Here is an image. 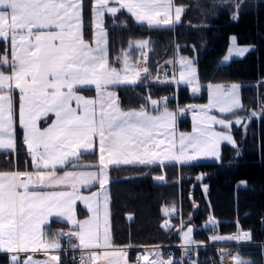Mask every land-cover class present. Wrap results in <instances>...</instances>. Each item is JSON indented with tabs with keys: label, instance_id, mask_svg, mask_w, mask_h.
Here are the masks:
<instances>
[{
	"label": "snow or ice",
	"instance_id": "1",
	"mask_svg": "<svg viewBox=\"0 0 264 264\" xmlns=\"http://www.w3.org/2000/svg\"><path fill=\"white\" fill-rule=\"evenodd\" d=\"M109 3L118 4L119 8L109 7ZM120 9H126L137 22H146L149 27L173 22L172 0H94L93 10L97 17L102 16L105 10L115 15ZM81 10V0H0V38L7 41L10 37L12 45L11 61L6 54L0 58V64L12 68L10 75L0 71V148L13 147L11 93L14 86L20 92L19 117L25 130V143L37 169L35 173H0V251L18 254L39 248L58 249L59 235L64 233L57 234L49 242L42 227L50 216L64 217L78 226L79 231L68 235L77 237L83 249L107 248L110 244L107 231L103 238L100 235L99 206L93 208L91 203L99 193H93L91 197L81 196L78 185L87 186L99 180L103 190L107 182L105 169L110 164L149 165L159 161L163 165L165 160L183 163L200 155L218 156L221 140L233 142L230 135L212 132L208 127L210 122L227 129L231 122L209 117L204 112L199 121L202 126H194L193 135H181L177 154L176 141L170 138L172 134L169 132L175 117L167 109L158 116L149 114L144 108L122 111L115 94L107 91V86L134 84L139 79V72L130 77L109 67L105 33L99 23L96 47L84 42ZM182 11L181 8L175 9L177 21ZM147 46V41L138 44L141 49ZM181 63L190 69V61L182 60ZM125 69L127 71V58ZM184 79L182 72L181 80ZM188 82L192 83V80L189 78ZM91 85L96 88V98L88 99L77 94L78 88ZM220 88L222 86H217ZM237 89V85H232L225 100L210 98L208 105L201 106V111L219 106L221 112H230L240 107ZM157 103L152 101L154 105ZM50 113L55 119L49 127L41 130L37 121ZM6 135L8 139H5ZM96 136L100 144L99 173L65 172L63 176L55 175L57 165L63 166L73 158L78 159L82 150L87 151L93 146ZM41 148L42 151L39 150ZM41 168L53 171H40ZM20 177L27 179L21 180ZM157 179L163 180L164 177ZM29 185H69L72 190L42 194L30 191ZM77 200L88 205L89 211L94 213L93 219L74 220ZM164 211L167 213L168 210ZM94 221L97 222L94 224ZM164 226L167 227V222ZM190 232L191 229L185 236ZM230 238L250 237L242 233ZM111 255L113 253L106 251L92 252L91 259L95 262L102 256ZM11 259L13 264H19L18 255ZM51 259L59 264L58 256L53 255ZM144 259L147 260L146 257ZM234 259L235 264H243L238 258ZM24 264L40 262L29 257ZM151 264L165 262L153 260Z\"/></svg>",
	"mask_w": 264,
	"mask_h": 264
},
{
	"label": "trees",
	"instance_id": "2",
	"mask_svg": "<svg viewBox=\"0 0 264 264\" xmlns=\"http://www.w3.org/2000/svg\"><path fill=\"white\" fill-rule=\"evenodd\" d=\"M182 6L180 19L174 23L149 27L140 23L126 10L115 15L107 13L108 56L114 60L123 52L137 55L136 46H129L137 37H147L150 48L147 55L148 73L134 84L111 85L122 108L148 106L150 99H158L170 107L188 109L194 102L205 103L207 83L210 81H238L242 107L231 112L246 118V123H233L234 145L222 143L220 158L216 160L177 163L166 161L161 165L111 164L109 172L110 231L114 244H171L167 250L179 264V217L175 215L165 227L166 205L179 207L182 222L194 225V236L208 241L207 225L210 216L217 219L215 228L224 234L249 232L247 242L235 244L248 261L243 264H264V0H174ZM84 36L92 37V0H83ZM234 33L238 42L253 47L241 56L222 61ZM5 40H0V54ZM174 52L194 56L199 91L188 84L155 80L158 67L170 64ZM92 91V88H84ZM255 113V115H253ZM190 117L179 115L178 127H190ZM95 149L82 151L78 159L66 165L83 161L96 162ZM12 156L1 154L0 165L13 166ZM17 167H32L21 130L16 138ZM162 174L164 179L155 176ZM48 234L69 228L66 221L52 218L45 225ZM56 234H60V231ZM215 241V240H214ZM60 264H74L67 253L59 252ZM217 262V247L201 244L194 248L192 257L184 264H212ZM0 264H9V254L0 251Z\"/></svg>",
	"mask_w": 264,
	"mask_h": 264
},
{
	"label": "crops",
	"instance_id": "3",
	"mask_svg": "<svg viewBox=\"0 0 264 264\" xmlns=\"http://www.w3.org/2000/svg\"><path fill=\"white\" fill-rule=\"evenodd\" d=\"M81 2H82V10H81V18H82L81 33H82V38H83L85 43H87L91 47L95 48L96 47L95 31H96V28H97V23L98 22L99 23L102 22V24L104 25V16L108 12L105 10L102 16L97 17L94 14V10H93L94 0H92V27H93V29H92V37L90 39H87L84 36V31H83V29H84L83 0H81ZM108 6L109 7H117V8H119V5L115 4V3H109ZM176 8H181V5L175 3V1L172 0V12H171V18H172V21H173L172 23L177 21L175 19V9ZM231 37L232 36L230 34L229 38L231 39ZM1 39L5 40L4 38H0V40ZM105 47H106V50L108 51L107 30H106V46ZM252 47H253V45L250 46V48H252ZM5 54L7 55V59L9 61H11V58H12V45H11L10 37L7 39V41H5V49L0 54V58H3L5 56ZM176 57H178V55H176ZM182 60H188V61H191L192 63H194L193 56L180 54L179 59L177 58L178 62L176 63V67L178 69V71H177L178 73L176 72V76H175V79H174V83L175 84H189L188 80L186 79V76H188L189 73H187L188 75L186 74V70L187 69H185V65L181 63ZM113 61H115V58H114ZM222 61L226 62V60H222ZM181 65H183V68H181L182 67ZM180 69H182V70L180 71ZM0 71L4 72L5 75H10L11 71H12V68L10 66H5V65L0 64ZM182 72L185 74V79L183 81L181 80V73ZM146 73L147 72L143 71L141 74L145 75ZM161 78L162 79H166L168 77H161ZM192 78H194V79H191L192 83L194 84L193 89H196V91H194V92L197 93L199 91V80H198L197 73H196V75H193ZM162 79H159V80H162ZM171 80L172 79H170V80L166 79L164 81H171ZM232 85H237L238 86V89L236 91V96L238 97L239 104L241 105L240 107L233 108V110L230 111V112H221L219 106H214V107H211V108L204 109L203 112L201 111V108H199L196 113L189 114V117H190V120H191L189 128L180 129L178 127V121H177V123H175V130H174L173 136H171L170 138H174L175 139V141H176V149H175V151H176L177 154H179L180 137H181V135L182 134L185 135V136L193 135L194 134V132H193L194 126H202V125H199V121L201 120V117L203 116L204 112H206L207 116H209V117H215L218 120L219 119H223V120H225L226 123L231 122L227 129L224 126L220 125V124H213V123H210V122L208 124V127L210 128V130L212 132L221 133V134H224V135H230L231 138H232V141H233L232 143L228 142L227 140H221L219 142V147H218V156H216V155H200L196 159L188 161V162L216 160V159L220 158L222 143H229V144H232V145H234L236 143V140H235L234 135H233L232 130H231V125L233 123H236V121L238 119L240 120V123H244V122L246 123V118L243 115H240V114L231 115L230 114L231 112H233L235 110H238V109H240L242 107V99H241V96H240V83L238 81H210V82H208L207 83L206 105L209 104L210 98L215 100L217 97H219L222 100H225L227 98V93L231 89ZM217 86H222V88L217 89ZM84 88H92L93 90L92 91H86V90H84ZM112 90H113V88L111 87V85H108L107 86V91H112ZM77 94L81 95V96H84L85 98H88V99H94L97 96V91H96L95 86L91 85V86H85V87L78 88L77 89ZM11 95H12V105H13V123H12L11 139L13 141V147L0 148V160H1V154L5 152L7 155L12 156V158L14 160V164L11 167L10 166L3 167V166L0 165V173H13V172L35 173L37 171V169L34 167L32 155H31V153H30V151L28 149L27 144L25 143V130L20 124V117H19L20 92H19L18 89H16L13 86ZM117 102H118V106L120 107V109L122 111H131V110L139 111L141 108H144L148 112L149 109H150L149 106H145V105L138 106V107H133V108H122L119 105L118 95H117ZM73 106H75V102H73ZM188 108H190V107H188ZM191 108H197V107L193 106ZM54 119H55L54 114L50 113L48 115V117H44V118H41L40 120H38L37 121V126L41 130H43V129L49 127V125L52 123V121ZM18 128L21 130V136H22V140H23L24 146H25L27 152H29V154L31 156V160H32V167L31 168H28V167H17V165H16V138H17V129ZM5 139H8L7 135L5 136ZM93 149L96 150V152L98 154L97 157H98V160H99L100 159V144H99V137L98 136L94 137L93 146L91 148H89L87 151H90V150H93ZM39 150L42 151L43 149L41 148ZM82 151H84V150H82ZM189 154H191V149H189ZM73 159H75V158H73ZM166 161H175V160H165L164 162H166ZM157 162H159V161H157ZM176 162L177 163H182V162H178V161H176ZM110 165H108V167ZM97 166H98L97 163L94 164V163H91V161H89V160L87 161L86 160V161H83L81 163L74 162L71 165H66V164L63 165V166L57 165V167L55 168L54 172H55V175H57V176H63L65 172H76V173H80V172H97V173H99V171L97 170V168H98ZM39 170L40 171H53V169H51V168H49L47 170L41 168ZM19 179L25 180L27 178L26 177H20ZM97 187H98V180L92 182L91 184H89L87 186L78 185L79 195L81 193H90L92 190L97 189ZM29 190L30 191H36V192H39V193L43 194V193H52V192H61V191H71L72 189H71V187L69 185H37L35 187H33V185H29ZM21 191H22V189H21ZM81 204H82V200H77L76 203H75V206H81L82 207V212L81 213L79 212V217H77V218L74 217V220H76V221L80 220V218H82L84 215H86L88 213L86 207L84 205L82 206ZM165 209L168 210L167 213H166V216L168 217L167 220H166L167 225L171 222V218L173 216L178 215V217H179L178 229H179V236H180V240L179 241L180 242H183V243H185V242L186 243H197V244H199V243L202 244L203 242H205L204 239L196 238L194 236V225L191 222H185L184 223V222L181 221L180 215L178 213L179 207L177 205L168 204V205H166ZM109 212H110V193H109ZM52 218H58V219L64 220V221L67 222L68 227L70 228V230L73 229L74 231H79V229L77 230L78 226H76V225H74L72 223H69L68 220L65 219L64 217H59V216L47 217L46 222H45V224L42 227H43V231H44L45 235L47 236L49 242H51V239L53 237L57 236V234H56L57 232L61 231V230H57L53 234H48L46 232L44 227H45L46 224H48L50 222V220ZM216 224H217V219L212 217V216H210L208 218V220H207V225H210L211 227H215ZM189 229H191V232L186 237L185 234L188 233ZM241 232H243V231H241ZM241 232H240V235H241ZM110 233H111V231H110ZM236 234L238 235V233L224 234V233L217 232L216 234L212 235V234H210V231L207 232L208 240H212V241L215 240V242H222V243L227 241V240H233L234 238H230V237H234ZM247 234L249 235L248 232H247ZM75 238H76V243L78 245H80V242H79L78 238L77 237H75ZM59 239H60V237H59ZM58 242H59V240H58ZM109 242H110V244H109V246L107 248L90 249V254L92 252L102 253V252L106 251V252H109V253H113V255H111L109 257H106V258L102 256L101 259H99L98 261H95V262L90 261V262H88L86 264H136L133 261V259L131 258V256H130V251H129L130 245L114 244L112 242V240H111V234H110ZM232 242H234V240ZM225 246L226 245H224V244L223 245H219L217 247V250L218 249H222V248L223 249L227 248V246L226 247ZM2 252H7V251H2ZM27 252L28 253H31V252L38 253V254L41 255L40 257L42 259H45L48 262V264H56V262L53 261L51 259V257L53 255L59 257L60 250L59 249H47V250H45L43 248H39L36 251L29 250ZM7 253L9 254V264H12L11 263L12 262L11 257L13 255H18L19 264H21L22 254L25 253V252H20L18 254L17 253H9V252H7ZM146 258H147V260L143 259L141 264H151V262L153 260H162V261L165 262V264H167L168 261H171V264H175V261H176V258L171 253L170 254L165 253V251H163V249L160 248L159 246L152 247L149 250L148 255L146 256ZM240 261H242V258L240 259ZM59 264H60V259H59ZM180 264H184V263L181 262ZM212 264H220V263L219 262H215V263H212Z\"/></svg>",
	"mask_w": 264,
	"mask_h": 264
},
{
	"label": "rangeland",
	"instance_id": "4",
	"mask_svg": "<svg viewBox=\"0 0 264 264\" xmlns=\"http://www.w3.org/2000/svg\"><path fill=\"white\" fill-rule=\"evenodd\" d=\"M181 8H182V6H181ZM99 26L103 30V32L105 33V44H104V46H106V28L102 24V22L99 23ZM98 33H99V29L96 28V31H95L96 40L99 38ZM231 36L232 37H231V39L229 38L228 45H227L226 50H225V52H224V54L222 56V60L228 61L232 57L243 55L247 50L251 49L250 46L253 45L251 43H241V42H238L234 33H232ZM143 41H147L148 42V46L146 48H144V49H141L140 47H138V44L140 42H143ZM129 46H136V47H138L137 48V55H136V57L133 58V57L130 56L131 54H128V53L124 52L123 54L115 57V61L116 62L109 59L108 51L106 50L107 61H108L109 67L110 68L117 69V71H119L121 73V75L127 74L130 77L131 76H135L137 72H139V77H140L142 75L141 73L143 72V70L145 68L147 69L146 72L148 73V68H147V55H148V51H149V48H150V44H149L148 38L147 37H137V38H134V39H132L130 41ZM176 55H178V57H177L178 59L180 57V54L179 53L174 52V54L172 56V59L170 61L171 67H175V56ZM125 58H127V71L125 69ZM193 58H194V56H193ZM162 66H163V64L158 67L157 73H155L152 76L153 79H155V80L162 79L161 78L162 76L160 75V72H159L160 69L162 68ZM181 66H182L181 68H183V65H181ZM185 69H187L186 70V74L189 73V75L187 74L188 76H186V79L187 80L189 78L190 79H194V78H192V76L193 75H196V73H197L195 64L191 62V66H190V69L192 70L191 71V75H190V69H189V67L187 65H185ZM181 70L182 69H180V71ZM177 71H178V69L170 77H168L166 79H168V80L172 79L171 82L174 83V79H175V76H176V72ZM166 79H162V80H166ZM188 85H189L190 89L193 91L194 84L193 83L192 84L189 83ZM109 92L114 93L115 94V97L117 98V92H116V90L114 88H113L112 91H109ZM152 101H157L158 103L154 105V104H152ZM205 105H206V102L203 103V104L202 103H198V102H194V104H189L187 107H190L191 108V107L195 106V107H197L199 109V108H201V106H205ZM148 106L151 109V110L149 109L148 113L151 114V115H154V116L161 115L165 111V109H167V111L169 113H172L174 115V117H175L174 123L170 124V126H169V132L172 134L171 136H173V133H174V130H175V123H177L178 117H179L180 112H181L182 109L181 108L179 109V108H176V107H170V106H168L165 103H161L160 101H158V99H155V98L150 99V102H149V105ZM95 163H97V165H98L97 166L98 167L97 170L99 171L100 170V159L98 160V157H97ZM108 168L109 167H107V169H105L106 174H107V182L104 185V189L103 190L101 189L100 183H99V180H98V187H97V189L92 190L90 193H81L80 194L81 196H84V197H91L93 193H99V195L97 197H95L94 201H92L91 203H92V207L93 208H96L97 206H99L98 223H99V226H100V235H101L102 238H103V235L105 233V230L107 231V234H108L109 238H110V234H111L110 233V212H109V177L110 176H109ZM160 176H163V175L162 174H159V175H157L155 177L157 178V177H160ZM105 197H106V200H105ZM81 205L82 206L84 205L86 207L88 213L86 215H84L82 218H80V220H78V221H86V220L93 219L94 213L89 211L88 205L84 201H82V204ZM105 205H106V207H105ZM79 212L80 213L82 212V207L81 206H75L74 205V217L75 218L79 217ZM96 222L97 221H94V224ZM212 228H215V227H212ZM64 230H70V228H65L62 231H64ZM77 230H78V228H77ZM62 231H60V233H62ZM71 231L73 232L74 230L71 229ZM241 231L248 232L245 229H241V230H239L237 232L238 235L236 234L234 237L239 236ZM59 237H60V235H59ZM233 240H234V242H232ZM233 240H227V241L223 242V244L226 245L227 248H224V249L222 248V250L225 252L224 253L225 256L223 257V259H219L217 257V262H219L220 264H235V259L234 258H238L239 260L242 258V261H248V259L245 258V257H243L238 252V250L236 249V247L234 246L235 244L242 243L241 241H247V239H243L242 240V239H235L234 238ZM149 244L153 245L155 243H149ZM155 245L156 246H159L160 248H162L163 251H165V253L170 254V252H168V250L165 248V246L163 244L156 243ZM40 256L41 255L38 254V253H33V252L28 253V252H25V253L22 254L21 264H24V261L26 259H28L29 257H31V259L33 261L40 262V264H48V262L45 259H42ZM179 257H180V255H178V258ZM11 263L13 264V262H11ZM180 263L181 262L179 261V264Z\"/></svg>",
	"mask_w": 264,
	"mask_h": 264
},
{
	"label": "built area",
	"instance_id": "5",
	"mask_svg": "<svg viewBox=\"0 0 264 264\" xmlns=\"http://www.w3.org/2000/svg\"><path fill=\"white\" fill-rule=\"evenodd\" d=\"M177 62H178L177 57L175 56V67H171L170 64L163 65L159 71L160 75L162 77H170L177 69L176 68ZM197 111H198V108H188V109L180 112V115H188L189 116V114L196 113ZM167 218L168 217L165 216L164 223L166 222ZM70 232H72V231L71 230L62 231V233H64V235H60L59 250L66 252L69 260H71L74 264H82V261H83V264H86V263L92 261L90 249H83L80 245H78L76 243L75 236L68 235V233H70ZM216 233H217V229L212 228L210 231V234L213 235ZM242 233H247V232H241V234ZM241 242H247V241H241ZM199 244H197V243H183L180 241L173 244V246H177L179 248V255H180L179 260H180V262L183 263L186 259L192 257V255L194 253V248ZM203 244H211V245H215L216 247H218L219 245H222L223 243L208 240L206 242H203L202 245ZM73 245H76V247H73ZM163 245L167 249L171 244H163ZM153 246H156V245L155 244H153V245H151V244H137V245L132 246L134 249V253H133V257H132L133 261L136 264H141L143 259L148 255L149 250ZM168 252H169V250H168ZM224 253L225 252L222 249H218L217 250V257L219 259H223V257L225 256Z\"/></svg>",
	"mask_w": 264,
	"mask_h": 264
}]
</instances>
